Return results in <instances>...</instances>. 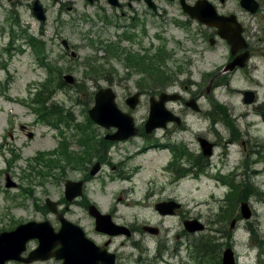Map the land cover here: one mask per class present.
<instances>
[{
    "label": "rangeland",
    "instance_id": "obj_1",
    "mask_svg": "<svg viewBox=\"0 0 264 264\" xmlns=\"http://www.w3.org/2000/svg\"><path fill=\"white\" fill-rule=\"evenodd\" d=\"M40 2L47 15L44 23L31 15L30 4L14 0L9 5V1L0 0V232L9 231L21 223L44 219L56 228L50 213L40 211L44 198L64 201L65 180L79 179L84 167V164H69L63 158V150L58 143L64 140L69 153L78 156L87 153L85 159L99 158L103 153L105 157L143 154L135 160L145 166L134 178L138 185L129 195L123 192L120 204L117 196L121 186L114 182L104 186V178L89 183L90 196L103 207L116 208L118 221L133 227L149 222L160 229L156 237L141 235L142 241L129 239L123 247H119L120 240L117 239L116 246L122 249L124 259L119 264H215L225 247L234 250L238 264H264V116L254 110L256 105H244L240 92L246 88H256V85L234 74L230 80L222 82L223 98L219 87L206 95L207 80L212 71L218 68L216 54L211 51L202 57L192 58L194 67L188 66L189 58H185L189 53L185 52L190 51L191 43L186 33L171 25L172 20L180 19L175 11L169 20L162 24L158 22L156 29L151 28L144 33L141 28L133 31L121 28L126 25V20L116 19L119 26L116 25L115 30L107 27L104 24L107 12L98 7L84 6L82 2H77L72 12L66 9L59 11V6L53 0ZM55 34L57 38H54ZM114 34L121 37L116 38ZM155 34L159 37L156 38ZM28 36L37 38L36 43L46 55L47 63L54 67L51 75L27 44ZM61 39L73 45L77 53L75 60H71L69 54L64 56ZM91 41L95 42L94 48ZM158 48L162 58L157 59ZM131 54L142 57L128 58ZM131 60H138L142 66H149L157 73L151 78L147 77V74L140 73L139 69L130 65L133 64ZM95 67L100 72L93 71ZM190 73L197 82L201 77L205 78V83L199 88L203 94L198 100L204 112L212 111V105L222 113L225 111L226 128L222 121V125H217L218 130L213 128L216 137L208 134L212 123L204 114L183 109L181 113L186 115L184 124L190 130L177 134L175 142L147 141L145 136L138 135L109 145L103 138L111 129L96 127L88 121L87 111L92 106L94 93L111 87L116 94L115 104L124 112L128 111L124 104L128 96L135 92L143 94L134 112L135 124L139 126L145 119L144 104L162 85L187 98V92L172 85L188 79ZM62 74L73 75L76 84L70 87L62 83ZM257 77L260 83L258 101H264L263 66L259 65ZM44 84H48L50 96L45 112L48 114L52 110L47 119L55 125H48L45 120L39 119L35 110L37 106L32 104V99L36 98ZM193 90L190 92L199 91ZM29 132L32 137L28 139ZM196 132L210 141L216 138L219 144L214 150L211 164L199 176H189L179 186L167 187L162 180L168 179V176L159 172L158 166H166L169 155H160L157 159L147 156L149 153L171 150H144L143 147L150 143H170L178 148L176 144L180 143L184 150L199 149L194 136ZM159 135L160 132H157V137ZM150 158L154 159L152 164L148 163ZM48 159L57 160V166H51V169L45 167L43 163ZM36 161L42 163L37 164ZM38 171H49V174L39 175ZM6 174L19 185L17 188L5 189ZM216 176L231 180L247 195L245 201L253 210L250 220L240 219L239 201L233 206L226 199L231 185L221 184ZM148 178L157 182L154 183L157 185L154 196L143 203L131 205L135 199L140 201L147 193L148 189L141 181ZM170 194L184 205L190 217L200 218L206 228L203 233L175 239V235L183 231L184 219L162 218L153 207L156 199ZM228 209L230 213L225 215ZM233 218H238V222L234 229H230L229 223ZM210 242L215 245V249L211 250L215 252H210L207 260L198 258L194 251L195 244ZM35 246L36 240L33 239L26 245L27 251ZM7 264L21 263L11 261ZM32 264L61 262L50 259Z\"/></svg>",
    "mask_w": 264,
    "mask_h": 264
},
{
    "label": "flooded vegetation",
    "instance_id": "obj_2",
    "mask_svg": "<svg viewBox=\"0 0 264 264\" xmlns=\"http://www.w3.org/2000/svg\"><path fill=\"white\" fill-rule=\"evenodd\" d=\"M8 1L9 5L14 3V0ZM21 1L30 4V9L32 3L34 2V0ZM37 1L43 6L40 0ZM204 1L209 3L214 10L215 22L212 26H207L198 20L196 21L191 19L188 13L183 9L186 6L188 8H198L195 13L202 12L201 9ZM77 2H82L84 6L98 7L101 10L106 11L107 16L104 18V24H106L107 27H112L114 30L116 29V25L119 26V24L116 23L117 19L118 21L126 20V25H122L121 27L123 29L127 28L130 31H133L135 28H141V31L143 30V32L146 33L148 29H156L158 22L162 24V22L169 20V17L173 15L172 12H177L180 19L172 20L173 22H171V25L188 35V39L191 43L190 51L185 52V54L189 53V56L185 58H189L187 61L188 66L194 67V64H192L191 61L192 58H199L204 56L207 52L214 51L216 54L218 68L217 71H212L213 73L211 74L210 79L207 80L208 82L205 86L209 87L211 92L215 89V87H219L221 89V96L223 98L222 82L224 80H230L232 77H234V74L250 80L252 84L256 85V88H246L245 90H240V92L243 94V92L246 90H252L254 92V97L256 98V102L254 104L256 107L254 110L264 116V101H258V86L260 83L257 77L259 65L264 67V0H53V3L59 6V11L66 9L69 12L74 10ZM228 2L230 3L229 5H227ZM216 15L230 19V21H227L223 24V27L228 33L231 34L230 42H232V44L228 42L227 39L220 37L219 32L221 31L220 27L222 26V23L220 20L218 26ZM110 16H112V19ZM114 35L116 38L121 37L120 34ZM57 37L58 36L55 34L54 38ZM155 37L158 38L159 35L155 34ZM67 47L70 50L68 52H64V56H68V53L71 52V50L74 51L75 49L73 45L69 43ZM219 49H221L220 52ZM234 58L239 59L243 63V66H237L231 72H223L224 68L227 66L226 64L231 62ZM202 83H205L204 77H201L200 82H197L191 77L190 73V77L188 79L186 78L180 82H177V84H173L172 86L175 85L178 89L181 88V90L187 92V98L182 96L177 101L166 102L165 109L169 112V114H171L172 119L168 120L164 124L165 126L162 128H156L150 133H145L143 126L149 115V103L146 102L144 104L145 119L141 125L137 126L138 135H142L143 137L145 136L147 141L156 142L161 140H172L175 142L177 134L179 135V133L184 130H190V128L186 127L184 124L186 115L181 113V109L188 111L190 110L193 112V110L190 108L188 109L186 106L187 100L189 99H195L199 109L196 113L204 114L206 119L210 120L212 123L211 129H208V134L214 136L215 132L212 129L214 128L218 130L217 125H222V123L223 127L226 128L225 111L222 113L220 110L218 111V107L212 105V111L204 112V110L200 107L198 100L202 96L201 89H199ZM193 88L199 91L197 93H191L190 91H194ZM159 90L175 92L173 90L167 89V87L166 89H161V87L156 89V91ZM134 112L135 110L130 112L133 120H135ZM113 131V129L110 130V133ZM157 132H160V137H157ZM197 134L198 132L194 134L197 145L198 138L202 136L211 142L214 148L219 145L215 138L216 135L214 137L215 139L210 141L205 135L201 136ZM168 145L172 146L173 151L149 153L147 156H154L155 159H157V157L160 155L166 157L169 155V162L166 164V166H158V171L163 174H167L168 176V179L165 178V180H162L167 187L179 186L181 182L187 177L196 175L193 172V169H200L203 168V166H209V164L212 162L211 158H205L202 156L199 145V149L195 150H184V146L180 143L176 144L178 148L174 144L172 145L170 143L165 144L164 146L167 147ZM242 145H244V143H242ZM155 146L156 144L154 143L147 145V147ZM164 150L168 149L165 148ZM157 151H159V149H157ZM142 155L143 154H133L105 157L103 153L102 157L89 158L88 163L82 167V176L77 179L78 181L82 182L83 188L81 196L71 202H67L65 200L63 201L61 199L57 201V206L59 209L58 211L70 222H73L75 225L80 227L83 233H85V236L98 247V252L102 255L101 259L98 261V264H103L105 262V257L108 256L107 254H112L115 256V264H119L121 261H123V255L121 254L122 249L119 247H123L126 242L129 241V239L124 238L123 235L112 237L104 232H98L95 228V218L93 215L89 214L88 208L90 205H93L95 209H97L96 213L99 212L100 214L109 215L110 219L116 224L127 226L132 233L130 241H142L143 239H141V235H147L141 230L142 225L133 227L132 225L118 221L116 217V208L103 207L102 204L93 199L89 194V183L90 181L96 182L100 180V178H104V186H107V183L112 184V182L118 186H121V191H119L117 196L118 202L120 204V202L123 200V192H126L129 195L135 190L136 185H138V183L134 181V178L138 176L139 172H141L145 166L137 163L135 160L137 157ZM148 161L149 164H152L154 159L150 158ZM93 167H97V172L94 175H90V170ZM154 183L157 182L152 181L149 178L141 181V184H145L144 186L148 189V191L143 195L144 197L140 201L135 199L131 205H136L140 202L143 203L147 199L150 200V198L154 196L153 193L155 192V188H157V185ZM170 200H174L179 203L178 199L170 194L168 196L159 197L156 199L153 203V207L162 202H169ZM179 204L181 207L174 210L171 216L161 217H180L181 219L197 218L200 220L198 217H190L189 211L184 210V205L181 203ZM52 217L53 220L58 223L57 217ZM144 224L148 225L150 223L145 222ZM183 236H187L184 231L175 235L177 239ZM117 239L120 240L119 247L116 246L115 243Z\"/></svg>",
    "mask_w": 264,
    "mask_h": 264
},
{
    "label": "water",
    "instance_id": "obj_3",
    "mask_svg": "<svg viewBox=\"0 0 264 264\" xmlns=\"http://www.w3.org/2000/svg\"><path fill=\"white\" fill-rule=\"evenodd\" d=\"M206 8L202 13L196 14L192 13L196 9H190L188 10L185 8L186 12L190 15L191 18L195 20H199L200 22L206 24V25H213L215 22L214 19V12L213 8ZM192 11V12H190ZM33 15L36 16L37 19L40 21H45V15H43V10L40 4L37 3V1L34 2L33 8H32ZM217 21L222 20V26H221V32L220 36L224 39H227L228 41H231V34L227 32V30L224 29V18L216 17ZM65 44V42H63ZM72 56H74V53H72ZM237 61L233 60L231 64H229L228 68L232 70L234 66L236 65ZM63 81L67 83L70 86H73L74 84V78L71 75H63ZM209 92V89L207 88V93ZM179 98V95L177 94H169V93H162L158 97V101L155 100V98H151L149 101L151 104L150 106V112H149V118L145 123L146 126V132L151 131L152 129H155V127L164 126V124L167 122V120L170 119L168 114H166L164 110V103L167 100L175 101ZM115 94L112 92L111 88L107 87V89H100L95 93L94 96V103L93 107L88 110V115L91 118V120L100 127L109 129V127L116 128V132L109 136H105L104 139L106 140H113V141H121L129 139L130 137H133V135L136 134L137 130L136 127L133 125L132 118L127 115L126 113H123L121 110L118 109L117 105L114 103ZM254 96L253 92L246 91L243 94V103L244 104H251L254 102ZM139 102V94L135 93L131 97L127 98L125 100V104L131 109L135 108V106ZM194 101L190 100L189 103H187V106L192 107ZM167 115V116H166ZM32 137V134L29 133L27 136ZM199 146L202 148L203 154L205 156H210L212 153V147L211 144H209L205 139H199ZM97 172V167L93 168V170L90 171V174H95ZM15 184L10 181V179L7 177V184L6 187H14ZM65 199L72 200V198L76 197L78 194H80V182H78L76 185L71 184V181L65 182ZM46 200V205L50 211L55 213L54 208H52V204L54 203L49 200ZM179 208V205L174 204V202L170 201L169 203H161L156 206V209L158 213L161 215L165 214H171L173 212V209ZM240 215L242 218L248 220L251 218L250 209L248 206V203L246 202H240ZM106 220V221H105ZM97 229L99 231H104L109 233L110 235H114L119 233H123V229L117 225L110 224L107 217H105L104 221L101 219H96ZM235 219H233L230 223V227L234 228ZM62 222V229L59 230L56 234L53 233L49 223H36L34 221L21 224L18 226L15 230L10 231V233H1L0 234V264H4L6 261H10L11 259L23 261L25 263H31L34 260H43L49 259L51 257H55L56 259H64L63 264H86V263H79L78 257L79 253L81 252V255L83 256L84 260H87V256L83 249L79 247H84L86 250H89V246H87L83 241H86L83 236L81 237L78 235V233L73 232L71 228V224L69 222H66L64 219L61 220ZM184 228L189 233H195L197 231H202L204 228L202 224H200L197 220H186L183 222ZM69 227V228H67ZM116 228L119 229V231L115 232ZM67 231H66V230ZM70 229V230H69ZM113 229V230H112ZM144 231L149 232L151 234H157L158 230L155 228H152L150 226L143 227ZM65 230V232H63ZM125 230V229H124ZM128 234V233H127ZM36 238L38 240V248L33 250L26 258H20V254L25 249V244L27 241ZM57 244L62 245L60 249H57L55 252H51L54 247H56ZM64 246V247H63ZM68 246V247H67ZM92 249V247L90 248ZM77 257V258H76ZM222 264H236V261L234 259V253L233 250L226 248L224 249L222 253ZM88 264V262H87ZM110 264H113V261H111Z\"/></svg>",
    "mask_w": 264,
    "mask_h": 264
},
{
    "label": "trees",
    "instance_id": "obj_4",
    "mask_svg": "<svg viewBox=\"0 0 264 264\" xmlns=\"http://www.w3.org/2000/svg\"><path fill=\"white\" fill-rule=\"evenodd\" d=\"M91 45H94V43L92 42ZM132 61V65L136 68L141 70L144 69V66H142V63H140L138 60H131ZM95 72H100L99 68L95 67V69L93 70ZM35 102H37L38 104L41 105V107L43 109H45V104L46 102L50 99L49 96V91H48V84H44L42 90H40L38 92V94L36 95L35 98ZM54 107V106H53ZM54 111L56 112V107L54 109ZM52 110L49 111V115L51 114ZM89 123L91 124L89 118H88ZM61 150H63V158H65L66 160H76V159H85V155H87V153L84 156H78L77 154H71L69 153L68 150H65L64 148H61ZM44 159V158H43ZM58 161L57 160H52V159H48L47 162L44 163L45 166H47L49 169L51 168L52 165H57ZM42 172H39V175L42 174ZM47 172H44V175H46ZM247 195L243 194V191H241L240 188H238L236 185L231 183V191L228 194V202L234 206L235 202H238L239 200H245ZM230 213V209L226 210L225 215ZM198 249L196 251H198L199 254H202V256L206 255V254H210V252H215V251H211L212 249H215V245L213 243L210 242V244H208V251H206L207 249H204V246H198ZM212 255V254H211Z\"/></svg>",
    "mask_w": 264,
    "mask_h": 264
},
{
    "label": "bare ground",
    "instance_id": "obj_5",
    "mask_svg": "<svg viewBox=\"0 0 264 264\" xmlns=\"http://www.w3.org/2000/svg\"><path fill=\"white\" fill-rule=\"evenodd\" d=\"M57 125V124H56ZM58 126V125H57Z\"/></svg>",
    "mask_w": 264,
    "mask_h": 264
}]
</instances>
